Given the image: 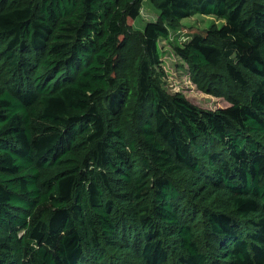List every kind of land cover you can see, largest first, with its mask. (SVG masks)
<instances>
[{
  "label": "trees",
  "instance_id": "1",
  "mask_svg": "<svg viewBox=\"0 0 264 264\" xmlns=\"http://www.w3.org/2000/svg\"><path fill=\"white\" fill-rule=\"evenodd\" d=\"M144 1L0 0V264H264V0Z\"/></svg>",
  "mask_w": 264,
  "mask_h": 264
},
{
  "label": "rangeland",
  "instance_id": "2",
  "mask_svg": "<svg viewBox=\"0 0 264 264\" xmlns=\"http://www.w3.org/2000/svg\"><path fill=\"white\" fill-rule=\"evenodd\" d=\"M156 19V11L150 5L149 1L145 0L140 10V15L133 23V27L142 30L147 22H154ZM214 21L212 17L195 15L193 17L184 18L182 23L186 28L188 27L187 29L189 30L194 28L205 29ZM218 25H220V22H218ZM187 35L188 34L185 33V36L179 38L186 39ZM173 36L172 33V39ZM159 48L162 51V68L166 73V77L163 79V88L167 93H180L191 104L205 110H216L228 106L227 102L223 99L212 97L202 92L194 85L188 77L184 62L174 54L166 40L159 41Z\"/></svg>",
  "mask_w": 264,
  "mask_h": 264
}]
</instances>
